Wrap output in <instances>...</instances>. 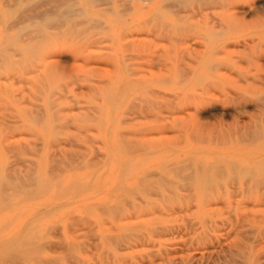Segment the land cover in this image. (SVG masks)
<instances>
[{
	"label": "rangeland",
	"instance_id": "rangeland-1",
	"mask_svg": "<svg viewBox=\"0 0 264 264\" xmlns=\"http://www.w3.org/2000/svg\"><path fill=\"white\" fill-rule=\"evenodd\" d=\"M0 183V264H264V0H0Z\"/></svg>",
	"mask_w": 264,
	"mask_h": 264
},
{
	"label": "bare ground",
	"instance_id": "bare-ground-1",
	"mask_svg": "<svg viewBox=\"0 0 264 264\" xmlns=\"http://www.w3.org/2000/svg\"><path fill=\"white\" fill-rule=\"evenodd\" d=\"M21 8V7H20ZM65 10V9H64ZM69 10H71V9H69L68 7L66 8V11L68 12ZM219 168V167H218ZM234 171V170H233ZM242 172V171H241ZM201 174V173H200ZM219 177V176H218ZM248 177V176H247ZM231 178V177H230ZM209 181V180H208ZM1 184V183H0Z\"/></svg>",
	"mask_w": 264,
	"mask_h": 264
}]
</instances>
